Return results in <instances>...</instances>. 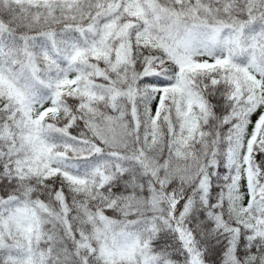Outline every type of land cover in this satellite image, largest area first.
<instances>
[{
  "label": "snow or ice",
  "instance_id": "obj_1",
  "mask_svg": "<svg viewBox=\"0 0 264 264\" xmlns=\"http://www.w3.org/2000/svg\"><path fill=\"white\" fill-rule=\"evenodd\" d=\"M0 264H264V0H0Z\"/></svg>",
  "mask_w": 264,
  "mask_h": 264
}]
</instances>
